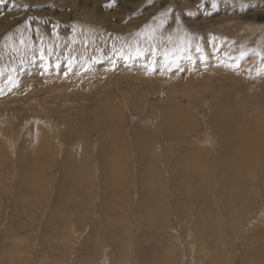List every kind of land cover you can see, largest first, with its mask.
I'll list each match as a JSON object with an SVG mask.
<instances>
[{"label":"rangeland","instance_id":"rangeland-1","mask_svg":"<svg viewBox=\"0 0 264 264\" xmlns=\"http://www.w3.org/2000/svg\"><path fill=\"white\" fill-rule=\"evenodd\" d=\"M220 113L264 131V0H4L0 264H247L264 187L224 208ZM148 125L183 132L139 147Z\"/></svg>","mask_w":264,"mask_h":264},{"label":"bare ground","instance_id":"bare-ground-1","mask_svg":"<svg viewBox=\"0 0 264 264\" xmlns=\"http://www.w3.org/2000/svg\"><path fill=\"white\" fill-rule=\"evenodd\" d=\"M83 1H89L90 2L92 0H83ZM93 18H94V16H93ZM187 64H189V63H187ZM234 120H235V117L233 118V115L230 117V114L227 116L225 121L222 119V113H220V117H218V118L216 117V122L219 126L218 128L221 129L227 137L234 135L236 138V141L238 142V144H235L234 146H230V144H228L224 148V151L226 154L229 155V158H226L225 160H223L221 162V165H222L221 168L218 169V171L222 172L221 176L223 178L222 183L219 184L221 199H222V201L227 203L226 207H224V205H223V207L226 208V210H232L234 213L239 212V214L246 213L245 211L247 210L251 214L255 215V214H258L259 212H257V210L256 211L254 210L257 207V202H258V199H257V197H255L254 192L256 191V189H263V187H264L262 184V181H261V179H262L263 183H264V136H261V135H263L264 131L262 129H260L261 132L257 133V132H255L256 129H253V131L250 132L245 127H242V130H240L239 127L241 125L239 127L234 125L233 124ZM1 127H2V122L0 123V128ZM45 127L47 129H49V131H50V128H53V125L48 123L45 125ZM152 129H153V127H151V125H148V126H146L144 137L138 134V140L140 143L139 147H141L142 142L144 143L147 139H149V140L146 143L150 144L154 140L161 138L163 135L169 137L170 139L171 138L173 139L177 135L182 134V132H183V131L178 130V129L176 130V128L173 130L172 128L168 129L167 127H160V126L157 129H154V130H152ZM250 129H252V127H250ZM57 132H58V130L55 131L56 136H57ZM0 136L2 138H4V133H2L1 131H0ZM5 139H6V137H5ZM6 140L9 141L8 142L9 147H11L15 151L16 150L15 141L12 140L11 138H7ZM257 156H261V159H262L261 163H259L257 165V169H255L256 171L257 170L260 171L259 176L261 179L255 175V170H254V167L256 166L255 164L258 163ZM204 165H205V163H204ZM223 166L227 167V169L225 170V168ZM23 168L21 169L22 170L21 174L24 175V177H25L26 170ZM32 168H33V166H32ZM32 168L30 167V169H32ZM30 169H29V171H31ZM184 171H185V173H184ZM223 171L226 172V175L224 174ZM181 172L185 175V178H187L191 182L190 186L184 187V190H182V193L185 194L187 200L188 199H189V201L192 200V202L195 203L197 196L199 194L203 193V191H204V188L201 185V183H202L201 182L202 181L201 176L203 173V166L201 163H199L198 159H195V160L189 159L188 161L187 160L182 161ZM68 173L69 172L66 170L63 172L62 175L65 179H67ZM65 179L64 180L62 179L64 182L61 181L63 187H64L65 182L67 181V180L65 181ZM215 179H217V178L215 177ZM28 182H33L32 176L28 177ZM217 183H218V181H217ZM21 188H22V186H21ZM28 188H30V187H28ZM263 203H264V201H263ZM194 205H196V204H194ZM244 216H245V214H244ZM244 216L241 215L239 219H236L235 223L239 222L240 224L241 223L243 224V221H244L243 218H245ZM232 217H233V215H232ZM232 217H231V219H232ZM256 218H257V216H256ZM263 218H264V215L260 216V221L263 220ZM228 221H230V220H228ZM233 222H234V220H233ZM255 222H256V220H255ZM244 225H245V223H244ZM263 227L259 228L258 234L256 232V234H257L256 237L257 236L259 238L264 237V234H263L264 228ZM233 228H236V227L234 226ZM241 228L242 227L238 226V228H236V229L240 230ZM247 231H249V230H247ZM201 237H202L201 235L198 236L199 241L201 240ZM195 238H196V236H195ZM194 250H196V249H194ZM246 256H247V261H246L247 264H264V252L263 253L262 252H251L248 254V251H247ZM193 258H194V256H193ZM196 258L198 259V257H196ZM196 258H195V260L197 261ZM194 264H196V263L194 262Z\"/></svg>","mask_w":264,"mask_h":264},{"label":"snow or ice","instance_id":"snow-or-ice-1","mask_svg":"<svg viewBox=\"0 0 264 264\" xmlns=\"http://www.w3.org/2000/svg\"><path fill=\"white\" fill-rule=\"evenodd\" d=\"M0 3H4V0H0Z\"/></svg>","mask_w":264,"mask_h":264}]
</instances>
